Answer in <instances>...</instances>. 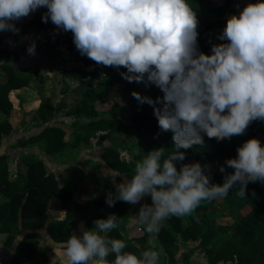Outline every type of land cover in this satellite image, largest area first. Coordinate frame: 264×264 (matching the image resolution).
Masks as SVG:
<instances>
[{
    "label": "clouds",
    "instance_id": "obj_1",
    "mask_svg": "<svg viewBox=\"0 0 264 264\" xmlns=\"http://www.w3.org/2000/svg\"><path fill=\"white\" fill-rule=\"evenodd\" d=\"M39 8H46L42 22L71 32L81 56L105 67L125 68L121 77L129 83L147 82L163 92L153 100L133 92L140 103L153 107L161 133L171 132L174 151L154 149L135 163L130 180L115 185L106 196L117 201L142 204L138 222L150 235L148 243L169 217L191 215L202 202L223 198L234 185L238 195L247 185L264 184V146L252 138L237 148V156L225 161L234 172L222 185L210 183L200 163L181 164L204 136L217 142L245 134L254 121H264V0L248 4L227 19L211 54L198 49L199 21L188 0H0V32L19 35L16 22ZM36 44L28 48L35 55ZM159 105V106H158ZM224 173L225 168L221 167ZM121 218L110 214L94 221V229L74 232L65 244V264H158L160 252L150 249L140 256L124 251L122 239L106 234L120 226ZM104 234V235H102Z\"/></svg>",
    "mask_w": 264,
    "mask_h": 264
},
{
    "label": "trees",
    "instance_id": "obj_2",
    "mask_svg": "<svg viewBox=\"0 0 264 264\" xmlns=\"http://www.w3.org/2000/svg\"><path fill=\"white\" fill-rule=\"evenodd\" d=\"M188 3L197 13L198 49L204 54H211V47L218 44L216 32L221 34L226 27L227 19L231 13L233 0H226L222 6H218L214 0H188ZM47 11L38 14L32 21L42 34H45L55 25L49 19L48 23L42 22V16ZM57 44L66 48L70 44L67 39L59 37ZM225 42V41H224ZM70 48H75L74 43ZM83 67L65 69L62 75L65 79H79L80 86L68 92L62 90L64 96L58 105L54 104L52 97H44L38 110L31 113L37 123L42 124V132L22 142L19 145L43 144L44 151L49 156L59 154L70 146L81 149L83 146H91V138L99 134L102 137L108 134L111 137L119 136L120 140L115 145L104 147L100 150L102 161L114 172L125 175L130 180L134 175L135 163L145 158L146 154L154 149H165V157L174 151V143L171 132L161 133L158 121L153 114V107L147 103L140 104L133 96V92L141 96H147L155 100L163 97V92L147 82L129 83L120 73L127 70L123 67H105L110 73L103 78L101 86H93L90 79L100 76V67L86 56L80 55ZM94 67L93 69H86ZM44 76L38 72L25 73L18 71L13 66V61H1L0 63V149L2 140L13 131L10 118L15 114V107L11 95L16 90L28 88L35 82L43 83ZM123 85L124 97L122 103L113 101L110 95L118 85ZM109 104L108 114H103L101 106ZM159 106V105H158ZM69 110V114L78 120L85 119L87 123L80 125L79 130H87L88 135L75 132L74 141L68 145L64 140L66 130L60 126L51 125L57 111ZM126 136V137H124ZM259 139L264 146V121H254L247 128L245 134L234 136L231 140L217 142L204 136L203 146H194L191 149H181L185 154V160L177 162V168L181 164L189 162L208 165L206 175L210 177V183L222 185L224 177L234 172L227 168L225 161L236 158L237 148L249 139ZM135 143L134 147L127 151L130 159H125L121 151ZM8 156L0 155V236L5 235V241L0 246L12 248L17 240L20 230L28 233L19 242L16 252L10 264H48V257L40 249V241L36 231L46 228L49 237L57 244L64 246L76 229L78 224L85 222L89 228H93L97 219H107L108 214H115L121 218L120 226L106 235L113 239H122L127 247L124 251L132 252L140 256L142 252L150 250L147 235L139 239H126L122 229L130 219H137L138 211L142 204L151 205V198L145 197L139 204L131 205L117 201L112 207L106 204V192L83 204L74 200L75 191L67 187H61L58 177L52 173L46 162L36 157L22 158L18 170V177L24 184L13 183L10 180ZM225 172L221 173L220 168ZM239 185H234L229 194L222 198L219 205L215 200L204 201L186 219L184 217H169L161 223V230L157 235L162 249L160 264H177L175 251L180 243L188 246L190 243H198L196 247H189L183 255V264H191V260L198 250L202 251L208 264H264V184L258 182L249 183L244 196L238 195ZM111 192H115V189ZM53 198L61 200L62 208L66 211L63 220H55L49 212V203ZM230 214H236L235 222L224 223L223 219ZM141 225V224H140ZM144 229V226L141 225ZM145 230V229H144ZM232 233L230 237L228 234ZM223 238L220 247L215 248L214 242ZM182 245V246H183ZM115 255L110 254L108 260L111 264Z\"/></svg>",
    "mask_w": 264,
    "mask_h": 264
},
{
    "label": "crops",
    "instance_id": "obj_3",
    "mask_svg": "<svg viewBox=\"0 0 264 264\" xmlns=\"http://www.w3.org/2000/svg\"><path fill=\"white\" fill-rule=\"evenodd\" d=\"M215 1L217 2L218 6H222L226 3V0H215ZM258 2H262V0H233L230 16L232 15L239 16V13L248 4H255ZM37 15L38 13H36V15L34 16L30 14L28 16L29 19L32 17L30 21L29 19L27 20L26 17L16 22V27L20 29L19 35H15L10 31L0 32V63L3 60L4 61L10 60L13 61V66L18 71L25 72L28 74L33 72H39L41 75L44 76L43 83L40 84L39 82H35V84H32V86L28 88L16 90L15 92L12 93L11 100L15 107V114L10 118V122L13 126V131L10 135L5 136L3 138L2 146L0 149V155L8 156L10 180L13 183L18 182L20 183V185L24 184V182L20 181L18 177V170L22 158H26V156H29L44 160L49 170L57 175L61 187H67L69 189L74 190L75 191L74 200L78 204H83L89 200H92L87 198L88 195L87 196L85 195L84 193L86 191L85 189H87L89 192L92 191L97 192V191L105 190L106 188L108 189L110 183L114 185L113 187L115 189V185L117 184V181L119 179H122L123 181L124 179L126 180L125 175L112 171L102 161L100 157V153H98L100 151L97 150L98 149L97 147H95L96 149L94 148L95 150L93 152V150H91V147L89 148L82 147L81 149H74L68 146L61 153L49 156L44 151L43 144L38 143V144H26L22 146L19 145L20 143L26 142L29 139L39 135L44 129L42 124L37 123L35 119L30 117V112L38 110L41 106L43 98L47 97L44 96L45 92L46 93L49 92L47 89L48 84L46 83L55 84L57 86L56 89L58 88L59 95H61V99L64 97L61 94L62 87L60 85V80H59L60 67L59 64L57 63L58 60L50 57V54L46 53L47 45L46 43L45 44L43 43L44 40L42 37L43 36L42 32H40L35 26L32 25V21ZM28 28L30 29V33H29L30 36L28 35L21 37L23 32H25V30H28ZM35 36L36 37L39 36L40 38V41L38 40L39 42L34 39ZM34 40L36 41L35 44L37 45V47H40V50L37 51L36 49L35 55H29L27 53V48L29 47V45H31L34 42ZM25 41H27V43H25ZM23 45L25 46L24 49L26 52L25 54H22L21 51L19 50L20 46ZM42 48L45 51H42ZM31 66H34V69H38V70H32L33 68ZM54 92H55V87H53L51 94ZM14 97L17 98L16 100L18 102V106L13 100ZM48 97H50V95ZM54 104L57 105L55 101ZM18 110L24 111L23 113L21 111V115H20L21 119H17L19 115ZM67 113L69 114V111ZM67 113L65 114L68 115ZM58 115H60V113H58L57 111L53 119V122L51 123L52 126L53 125L60 126V124L58 123L59 121ZM1 120L2 117H0V121ZM71 124L65 125V128L69 127L68 130L72 129ZM64 141L68 145L72 143L71 141H68V137H66ZM89 172L94 173L96 179L92 180L89 178L90 177L89 176L88 177L89 179L86 180L84 176L89 174ZM102 194L103 192L100 193L99 196ZM2 200L3 197L0 195V201ZM53 204H55L54 207ZM49 212L51 213L52 217L55 220H63L66 216V211L62 208L61 200L57 198H53L50 201ZM109 215L110 214H108V216ZM129 226H132L131 231H126L125 229L129 228ZM94 227L89 228L85 222H81L78 224V227L76 229V234L80 235L82 230H92L94 229ZM142 229L143 228L139 224L138 220L135 221V219H130L124 225L122 232L123 235L126 237V239H139L145 235V233L143 235ZM27 233H28L27 231L20 230L18 233L17 240L12 248L3 245L0 246V264H10L11 259L16 252L17 245L25 237ZM35 233L38 236L40 245L42 244V241H44L47 242L48 246L50 247V251L44 253L49 259L48 264H52V262L54 261L55 264H65V261L67 260L66 251L62 249V246L60 244L55 243L49 237L46 228L36 231ZM0 239L1 242L3 243L5 241V235H1ZM56 246H59V249H57L58 247ZM196 256L193 258V260H191L192 261L191 264H195L196 261L201 260L198 259V257ZM202 256L203 258L200 261L201 264H208L203 254ZM6 258H8L7 260L8 262L5 261ZM220 264H224V263H220Z\"/></svg>",
    "mask_w": 264,
    "mask_h": 264
},
{
    "label": "rangeland",
    "instance_id": "obj_4",
    "mask_svg": "<svg viewBox=\"0 0 264 264\" xmlns=\"http://www.w3.org/2000/svg\"><path fill=\"white\" fill-rule=\"evenodd\" d=\"M215 3L217 4L216 1H215ZM42 11H47V9L46 8H39L35 12L31 13V15L34 16V15H36V13L39 14ZM26 19L28 20L29 17H27ZM30 19H32V17ZM30 19H29V21H30ZM29 33H30V29L28 28V30H25V32H23V34L21 35V37L28 36V35L30 36ZM219 35L220 34L216 32V38ZM42 37H43V40H44L43 43L44 44L46 43V45H47L46 46L47 47L46 53L50 54V57L58 60L57 63L59 64V67H60L59 68V70H60V78H59V80H60V85L62 87V90H66L68 92H71L72 90H74L75 88H77L78 86H80L82 82L79 79H77V78H75V79H65L63 77V75H62L63 70H65V69H74V68H77V67H83L84 68L83 62L80 60V53H79V51L76 49V47L74 49L73 48H70L71 45L73 44V35H72V33L71 32H63L62 30H59V29L56 28V26H54L48 32H46L45 34H43ZM59 37H63L64 39H67L70 44H67L65 46L66 48H62L60 46V44H57V42H58L57 39ZM34 39L37 40V41L38 40L40 41L39 36H37V37L35 36ZM35 40H34V42H36ZM25 43H27V41H25ZM219 43H224V41L218 40V44ZM24 49H25V46L24 45L23 46H20V48H19V50L21 51L22 54H25L26 53ZM36 49H37V51H39L40 50V47H37V45H36ZM42 51H45V50L42 48ZM35 52H36V50H35ZM97 66L100 67V70H101L100 76L97 79H94V80L90 79L91 84L93 86H96V87L97 86H101L103 84V78L105 77V75H109V73H110L103 65L98 64ZM31 67L33 68L32 70H38V69H34V66H31ZM93 68L94 67H89V68H86V69L89 70V69H93ZM46 84H48L47 89H48L49 92H47V93L45 92V95L44 96H47L48 97L50 95V97H52V99L58 105L59 104V101L61 100V95H59L58 88L56 89L57 86L55 84H52V83H46ZM53 87H55V92L51 94V91H52ZM123 97H124V88H123V85L120 84V85L116 86V88L114 89L113 93L110 95V98L113 101L118 102L121 105H124L122 103ZM11 98H12V95H11ZM16 99H17L16 97L13 98L14 102L18 106V102H17ZM101 110H103V112H102L103 114H106L107 115L108 114L107 110H109V104H103L101 106ZM21 111L18 110V114L19 115H18L17 119H21V117H20ZM68 111L69 110H66L64 112L63 111H58V113H60V115H58V120H59L58 123L60 124V127H62L64 130L67 131L65 138L68 137V141L73 142L74 139H75V134H74L75 132L76 133L77 132H80L82 135H88L90 132L87 131V130H79L80 125L83 124V123L86 124L87 123V120L81 119V120H78V122L75 124V118L73 116L69 115L67 113ZM23 112L24 111H22V113ZM33 112L34 111L30 112V116H31V113H33ZM65 113H67L68 115H66ZM68 124L69 125L70 124L72 125V129L68 130L69 127L68 128H65V125H68ZM124 137H126V136H124ZM102 138H103L102 139V142H99L101 139H100L99 134H97L96 136H94V137H92L90 139L91 140L90 141L91 142L90 143L91 146H86L85 145V146H83V148H89V147H91V150H93V152H94V150L96 149L95 147H97L98 148L97 150L100 151L104 147L115 145V143L118 142L121 139L119 136L111 137L108 134H106V136H103ZM134 145H135V143L131 141V144H129L127 146V149L121 151L122 156L125 159H130V156L127 153V151L130 150L132 147H134ZM98 153H101V152H98ZM192 163H195V162H189L188 164H192ZM84 177L86 178V180L89 179V178L92 179V180L93 179H96L95 178L96 177L95 174L94 173H90V172H89V174L85 175ZM123 182L124 181L122 179H119L117 181V184L118 183H123ZM113 186L114 185L110 183L109 186H108V189L107 188L105 190H101L100 189L101 191H97V192L96 191L89 192L87 189H85L86 191L84 193H85L86 196L88 195L87 198L94 199L95 197H98L99 194L102 193V192L104 194L106 192L113 191V189H114ZM221 202H222V198H218V199H216L215 204L216 205H219ZM54 205L55 204H53V207H54ZM188 216H182V217H184L186 219ZM236 216H237L236 214H230V216L228 215L227 218L223 219V222L224 223H228V224H232L233 222H235ZM135 221H136V219H135ZM131 229H132V226H129V228H126L125 230L126 231H131ZM142 233H143V235L145 233V235H147L149 237V239H150V235L144 229H142ZM231 235H232V233L228 234V237H230ZM223 242H224V239L223 238H218L214 242V245L213 246L215 248H218V247H220V245L223 244ZM182 245L183 244L180 243V246L175 251V257H176V260H177V264H183V255H184V253L188 251L189 247H196L198 245V243H190L188 246H186V245H183L182 246ZM59 246H56V247H58L57 249H59ZM63 247L64 246H62V249H64ZM150 247H151V249L158 250L160 252V255H162V253H161L162 252V249H161L160 244L158 242L157 236L153 239V243L150 245ZM39 249H40V251L43 254L44 253H47L48 251H50V247L48 246L47 242H44V241H42V244L40 245V248ZM196 255L195 256L198 257V259H201L202 260L203 256H202V251L201 250H198ZM193 258H192V260H193ZM7 260H8V258H6L5 261H7ZM200 261H196V262L194 261V262H195V264H201ZM191 263H192V261H191ZM52 264H55V261L52 262ZM158 264H160V263L158 262Z\"/></svg>",
    "mask_w": 264,
    "mask_h": 264
}]
</instances>
